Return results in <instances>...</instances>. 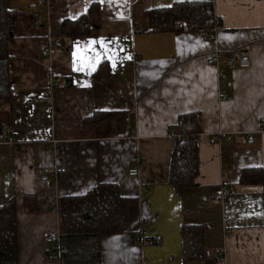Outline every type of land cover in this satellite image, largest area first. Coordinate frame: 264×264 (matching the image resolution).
Returning <instances> with one entry per match:
<instances>
[{"label": "crops", "instance_id": "obj_1", "mask_svg": "<svg viewBox=\"0 0 264 264\" xmlns=\"http://www.w3.org/2000/svg\"><path fill=\"white\" fill-rule=\"evenodd\" d=\"M39 1L6 0L19 17L8 43L12 99L0 108V205L16 202L18 264H60L42 243L44 232L58 231L57 200L101 183L135 203L124 232L101 237L100 264H183L181 225L210 226L204 240L212 264L220 253L225 264H264V190L239 184L243 169L264 170V0H213L221 21L214 38L150 32V10L184 0H46V9ZM91 4L99 18L90 20V34L61 36V22ZM55 42L62 49L47 55ZM239 51L249 66L228 70L226 58ZM103 62L108 86L93 78ZM98 112L114 115L81 126ZM189 112L200 117L198 171L195 186L179 197L168 183L170 133ZM136 158L139 173L129 176ZM55 175L47 187L42 177ZM221 184L229 192L213 204ZM25 195L34 196L37 210L23 209Z\"/></svg>", "mask_w": 264, "mask_h": 264}, {"label": "trees", "instance_id": "obj_2", "mask_svg": "<svg viewBox=\"0 0 264 264\" xmlns=\"http://www.w3.org/2000/svg\"><path fill=\"white\" fill-rule=\"evenodd\" d=\"M19 12L9 10L6 0H0V108L12 99L8 43L18 30ZM99 18V7L91 4L87 12L75 20H64L60 24L61 36L83 37L90 34L89 22ZM148 26L152 33H177L202 31L214 38L221 21L214 15L212 3L196 0L193 3H174L169 7L148 12ZM108 64L101 63L93 78L108 86L110 81ZM114 114L95 113L82 120L85 129L93 128ZM200 117L197 112L179 115L171 128L173 146L169 164L168 183L177 196L195 186L198 171V136ZM242 186H259L264 190V170L243 169L239 176ZM135 200L120 195L112 183H101L85 194L65 196L57 200L58 234L66 251L60 255V264H100V239L103 236L124 232L127 225L128 208ZM23 209L37 210L34 196H23ZM207 225H181L182 262L212 264L214 255L205 247ZM0 264H18L15 199L0 205Z\"/></svg>", "mask_w": 264, "mask_h": 264}, {"label": "built area", "instance_id": "obj_3", "mask_svg": "<svg viewBox=\"0 0 264 264\" xmlns=\"http://www.w3.org/2000/svg\"><path fill=\"white\" fill-rule=\"evenodd\" d=\"M184 1L187 3H193L196 0H184ZM208 1L210 3L213 2V0H208ZM39 5L41 7H44V9H46L47 1L46 0H40ZM35 16L37 18V23L41 24L43 21L42 17H39L38 15H35ZM62 47H63V45L61 42L51 43L45 49V53L47 55H50L57 50H61ZM217 59H218L217 55H214L210 61L212 63H214L215 65H217L218 64ZM225 66L228 70H231L233 68H247L249 66V56H248L247 52L239 51V52H235V53L230 54L226 58ZM218 79H219V97L221 100H225L228 98V83H227V78L222 71L219 72ZM58 82H59L58 78H51L50 79L51 85L55 86V85H57ZM263 125H264V122H263ZM170 134L172 135V132ZM251 140H252V137L248 136L246 141H247V143H249V142H251ZM4 142L6 144H9L12 146L16 145V141L13 137L5 138ZM139 165H140V160L138 158H136L135 165L131 169H129L128 175L129 176H137L139 173ZM64 172H65V170L61 169V170H59V172L57 174L61 175ZM53 180L56 182L58 180V176L55 175L53 177V179H50L46 176L42 177V181L47 187L51 184V182ZM228 192H229V190L223 184H221L219 187H217L215 192L212 194L213 199H214L213 204L222 200ZM54 210L56 211L55 208H54ZM160 239H161L160 237H156L155 242H159ZM42 243H43V246H44L45 251H46V256L50 259L59 260L60 255L66 251L65 247L62 245V243L60 241L58 231L57 232L56 231L55 232H44L42 234ZM217 261H218V264H225V259H224V256H222V253H220V256H219Z\"/></svg>", "mask_w": 264, "mask_h": 264}]
</instances>
